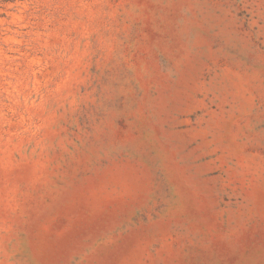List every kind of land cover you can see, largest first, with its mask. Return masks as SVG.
<instances>
[{
	"label": "rangeland",
	"instance_id": "rangeland-1",
	"mask_svg": "<svg viewBox=\"0 0 264 264\" xmlns=\"http://www.w3.org/2000/svg\"><path fill=\"white\" fill-rule=\"evenodd\" d=\"M0 264H264V0H0Z\"/></svg>",
	"mask_w": 264,
	"mask_h": 264
}]
</instances>
